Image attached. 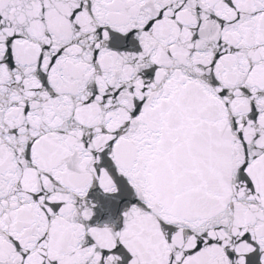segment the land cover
<instances>
[{"label": "snow or ice", "instance_id": "obj_1", "mask_svg": "<svg viewBox=\"0 0 264 264\" xmlns=\"http://www.w3.org/2000/svg\"><path fill=\"white\" fill-rule=\"evenodd\" d=\"M0 264H264V0H0Z\"/></svg>", "mask_w": 264, "mask_h": 264}]
</instances>
